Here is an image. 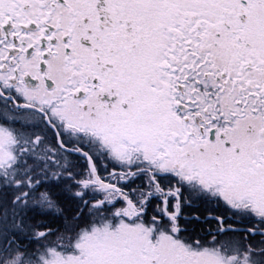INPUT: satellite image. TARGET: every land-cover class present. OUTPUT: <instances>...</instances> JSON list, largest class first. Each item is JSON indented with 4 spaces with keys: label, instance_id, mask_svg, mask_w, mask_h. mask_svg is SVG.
Instances as JSON below:
<instances>
[{
    "label": "snow or ice",
    "instance_id": "obj_1",
    "mask_svg": "<svg viewBox=\"0 0 264 264\" xmlns=\"http://www.w3.org/2000/svg\"><path fill=\"white\" fill-rule=\"evenodd\" d=\"M0 264H264V0H0Z\"/></svg>",
    "mask_w": 264,
    "mask_h": 264
},
{
    "label": "flooded vegetation",
    "instance_id": "obj_2",
    "mask_svg": "<svg viewBox=\"0 0 264 264\" xmlns=\"http://www.w3.org/2000/svg\"><path fill=\"white\" fill-rule=\"evenodd\" d=\"M70 159L75 161L78 159V157L72 156L70 157ZM97 163L99 166L101 176H105L107 174L105 172V165L107 166V172H112L114 168H115V171L117 172L125 171L108 161H104V162L97 161ZM146 179L147 178L145 176H139L133 179L131 182L127 183L125 190H131L133 188H136L137 186L146 187ZM158 179H160L162 186H164L165 188L170 186L169 181L163 178H158ZM106 182H109V181H106ZM172 183H174V181ZM119 186L125 187V184L122 182ZM56 191L59 192V189H57ZM98 198L100 197H97V199ZM56 199L58 200L61 208L63 209L61 213L57 214L55 212H52L51 214L47 216H41V215L35 216V220L44 221L45 225L51 228L53 232L55 233L54 235L47 238L50 241L56 240V236L59 235L61 231H63L66 222H72V216L75 215V210L77 209V202L72 200L71 197L67 193H59ZM85 199H88V197H85ZM89 203L91 204L92 201L89 200ZM159 203H160L159 199L154 198L151 200L148 206V217L149 218L151 217V215L154 214V209ZM120 206H121V203L116 204V207H120ZM209 210L213 211L214 214L216 215H220L222 213L225 216L229 215L227 212H224L222 208L217 209V208H214L213 206L206 205L203 203L199 204V206H193V207L185 206L183 208L184 215L181 216L179 222L181 224V227L187 228L188 231L182 233V235H185V236L191 235L193 239L211 240L212 237L208 235V232L209 230H212L214 232V230L218 227V225L214 220L208 221V222L204 221V217L207 215ZM36 211L39 212V210H36ZM87 212H88L87 208H84L83 214L79 220V223L81 224V226L86 220L91 219V217L87 215ZM193 213L200 215L201 219L200 220L191 219L190 217L192 216ZM29 215H32V213H30ZM185 216H188L189 219L186 220L184 218ZM234 220L235 218H233L232 220H226L225 223L226 225L234 224ZM234 226L241 227V226H250V225H248V222L245 221L244 225L234 224ZM243 235L244 233H226L224 236L219 237V239L225 240L229 237H233V236L242 237ZM258 239L259 237H250V240L252 241H255ZM44 242L45 241H40V243H44ZM22 246L27 248L29 251H35L39 247V244H37L31 239L25 238V239H22Z\"/></svg>",
    "mask_w": 264,
    "mask_h": 264
}]
</instances>
